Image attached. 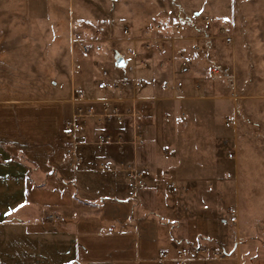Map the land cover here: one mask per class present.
<instances>
[{
	"label": "rangeland",
	"instance_id": "374dc122",
	"mask_svg": "<svg viewBox=\"0 0 264 264\" xmlns=\"http://www.w3.org/2000/svg\"><path fill=\"white\" fill-rule=\"evenodd\" d=\"M130 50L147 68L131 60ZM120 57L124 68L116 64ZM102 67L118 83L111 93L93 91ZM133 80L139 83L145 126L142 156L150 169L145 183L158 197L174 246L206 248L207 264L232 256L235 263L264 264V0H0L4 112L27 101L65 99L68 136L75 90L89 98H127ZM177 80L183 82L179 90L166 86ZM117 126L116 133L130 135L127 119ZM4 150L0 170L15 171L21 180L30 173L38 193L72 190L56 169L41 166L25 151ZM13 160L18 165L8 167ZM170 181L178 187L174 193L167 189ZM193 192L200 199L195 212L187 203ZM36 199L43 203L44 193ZM232 208L243 212L236 224L229 219ZM0 209L9 229L0 264L18 259L15 245L43 253L41 239L11 226L43 223L55 212L13 197L1 198ZM17 261L34 264L28 256Z\"/></svg>",
	"mask_w": 264,
	"mask_h": 264
},
{
	"label": "crops",
	"instance_id": "0c3cea01",
	"mask_svg": "<svg viewBox=\"0 0 264 264\" xmlns=\"http://www.w3.org/2000/svg\"><path fill=\"white\" fill-rule=\"evenodd\" d=\"M71 82L73 79L68 77V83ZM2 107L0 101V167H5L6 162L4 146L14 152L22 150L41 166L56 169L62 181L72 186L69 191L39 190L45 197L41 203L36 201L38 190L32 187L26 172L21 180L15 171L6 174L5 168L0 170V199H28L40 209L53 210L64 218L56 223L36 220L12 224L13 230L44 243L43 253L24 251L21 244L16 248L14 244L13 250L19 253L17 260L28 256L34 264H155L161 250L167 249L171 255L175 253L177 242L169 238L156 193L149 185L133 188L123 164L134 160L145 163L143 149L135 151L130 145L123 149H99L93 142L101 134L116 133L118 123L104 126L93 118H84L81 132L67 136L64 121L69 104L65 99L27 101L13 106L18 110L11 112H4ZM142 120L144 125V118ZM14 165H18L14 160L7 164L15 168ZM194 194L188 195L187 203L195 212L200 199L195 194L198 201L193 207L190 199ZM184 199L183 195L177 198L179 212ZM4 214L0 209L2 254L9 230ZM233 258L213 264H240L235 263L236 260L232 262ZM259 259L257 262H262ZM17 260L13 264H20Z\"/></svg>",
	"mask_w": 264,
	"mask_h": 264
},
{
	"label": "built area",
	"instance_id": "2783aa9c",
	"mask_svg": "<svg viewBox=\"0 0 264 264\" xmlns=\"http://www.w3.org/2000/svg\"><path fill=\"white\" fill-rule=\"evenodd\" d=\"M224 32V30H222ZM226 41L230 42L231 37L225 36ZM97 50L101 51V47L97 46ZM129 57L132 61H138V66L147 68V62L143 59H139L136 52L129 51ZM186 64L191 62V58L185 55L180 56ZM133 83L132 94L130 97H105L103 99H93L85 96V94L77 89L74 91L72 102L76 105V110L72 114L71 119L67 122V129L69 135H76L81 132L82 124L81 120L84 118H93L97 123L102 125H112L123 122L124 120L129 121V133L127 136L124 132L118 133H105L100 135L95 141V145L99 149H112L118 147L123 149L125 146L130 145L135 151L143 149L145 147V133L143 125L142 110L138 104L137 97V86L139 85L136 80ZM167 87L177 91L183 86V82L180 80L166 83ZM97 89L111 93L112 90L118 89V83H115L111 78L109 71L105 68L100 70V79L97 83ZM128 102V106L125 103ZM230 125V123H227ZM73 153V150H70ZM125 170L128 173V177L131 181V186L135 189H142L146 187L145 180L149 176V169L145 163H140L134 160L131 163H123ZM167 189L174 193L178 190V187L174 181H170L167 184ZM230 221L233 224L238 222V210L232 208L229 210ZM46 220L51 223L64 221V218L55 214L48 213ZM207 250L202 247L193 246H175V253L170 254L168 250H161L158 253L155 264H199L197 262L206 261ZM215 258H221V253H215ZM201 264V263H200Z\"/></svg>",
	"mask_w": 264,
	"mask_h": 264
},
{
	"label": "water",
	"instance_id": "95a60500",
	"mask_svg": "<svg viewBox=\"0 0 264 264\" xmlns=\"http://www.w3.org/2000/svg\"><path fill=\"white\" fill-rule=\"evenodd\" d=\"M126 60L123 57H120L116 60V64L119 68H124L126 66Z\"/></svg>",
	"mask_w": 264,
	"mask_h": 264
},
{
	"label": "trees",
	"instance_id": "16d2710c",
	"mask_svg": "<svg viewBox=\"0 0 264 264\" xmlns=\"http://www.w3.org/2000/svg\"><path fill=\"white\" fill-rule=\"evenodd\" d=\"M28 178H30V173L28 174ZM31 179V178H30Z\"/></svg>",
	"mask_w": 264,
	"mask_h": 264
}]
</instances>
